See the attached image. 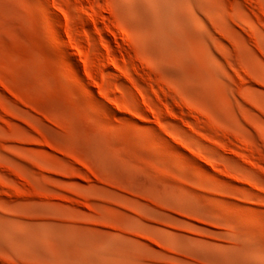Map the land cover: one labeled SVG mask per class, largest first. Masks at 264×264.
Returning <instances> with one entry per match:
<instances>
[{
    "label": "rangeland",
    "instance_id": "374dc122",
    "mask_svg": "<svg viewBox=\"0 0 264 264\" xmlns=\"http://www.w3.org/2000/svg\"><path fill=\"white\" fill-rule=\"evenodd\" d=\"M0 264H264V0H0Z\"/></svg>",
    "mask_w": 264,
    "mask_h": 264
},
{
    "label": "bare ground",
    "instance_id": "6f19581e",
    "mask_svg": "<svg viewBox=\"0 0 264 264\" xmlns=\"http://www.w3.org/2000/svg\"><path fill=\"white\" fill-rule=\"evenodd\" d=\"M41 12L44 14V15H47L48 14V11H47V9L45 8V7H41ZM108 49V48H107ZM119 109V108H118ZM119 111H120V109H119Z\"/></svg>",
    "mask_w": 264,
    "mask_h": 264
}]
</instances>
